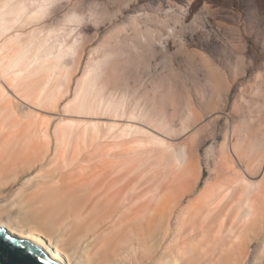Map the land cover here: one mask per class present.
Segmentation results:
<instances>
[{"label":"bare ground","instance_id":"bare-ground-1","mask_svg":"<svg viewBox=\"0 0 264 264\" xmlns=\"http://www.w3.org/2000/svg\"><path fill=\"white\" fill-rule=\"evenodd\" d=\"M49 1L0 0V226L61 264H264V235L247 232L264 223V174L225 162L255 210L217 205L206 180L186 202L191 161L152 114L119 117L94 70L68 77L66 34L34 26Z\"/></svg>","mask_w":264,"mask_h":264},{"label":"rangeland","instance_id":"rangeland-1","mask_svg":"<svg viewBox=\"0 0 264 264\" xmlns=\"http://www.w3.org/2000/svg\"><path fill=\"white\" fill-rule=\"evenodd\" d=\"M34 26L66 34L71 49L61 62L68 77L94 70L119 117L136 111V120L141 114L142 121L149 114L160 119L148 121L151 128L172 137L178 164L191 161L189 183L198 177L185 200L196 197L206 180V192L222 194L217 205L232 194L244 204L248 193L239 194L234 174L225 179V162L252 174L259 169L252 180L263 177L264 0H50ZM248 199L244 205L255 210L254 198ZM259 199L261 205L264 197ZM262 205L256 211L264 215ZM251 227L248 235H264V223L260 232Z\"/></svg>","mask_w":264,"mask_h":264},{"label":"water","instance_id":"water-1","mask_svg":"<svg viewBox=\"0 0 264 264\" xmlns=\"http://www.w3.org/2000/svg\"><path fill=\"white\" fill-rule=\"evenodd\" d=\"M0 264H61L34 241L0 226Z\"/></svg>","mask_w":264,"mask_h":264}]
</instances>
